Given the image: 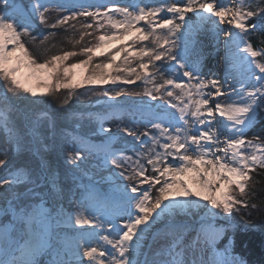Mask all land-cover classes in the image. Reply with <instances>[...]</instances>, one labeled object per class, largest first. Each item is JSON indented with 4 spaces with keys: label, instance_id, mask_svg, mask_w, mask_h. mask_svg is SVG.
Here are the masks:
<instances>
[{
    "label": "snow or ice",
    "instance_id": "1",
    "mask_svg": "<svg viewBox=\"0 0 264 264\" xmlns=\"http://www.w3.org/2000/svg\"><path fill=\"white\" fill-rule=\"evenodd\" d=\"M50 12H56L54 22ZM225 24L229 27H219ZM39 25H67L79 31V39L71 50L39 62L27 41L43 44L56 35L36 34ZM257 32L264 34V0L78 9L53 7L48 0H29L27 6L0 0V81L17 100L64 90L63 107L85 85H144L142 91L103 88L100 95L114 103L100 115L80 114L98 125L94 135L105 134L99 146L89 137L65 134L73 185L67 188L44 155L42 128L46 123L54 128V122L47 113L21 111L8 95H0V264H244L228 246L217 249L222 230L209 219L221 213L230 219L234 211L257 207L249 201L252 174L264 170V129L250 139L246 135L264 109V47L249 40ZM202 33L210 37L208 52ZM85 37L95 43L77 50ZM221 43L223 78L203 75L202 61ZM119 97L161 103L126 101L134 105L131 126L121 121L113 130L108 121L119 118ZM117 144L124 147L114 148ZM21 150L30 153L32 163L15 162ZM89 157L110 164L118 170L112 175L128 182H116L114 212L99 211L112 201L93 178L83 183ZM119 216L126 219L117 224ZM189 232L194 235L186 240ZM153 233L164 241L158 248L146 243Z\"/></svg>",
    "mask_w": 264,
    "mask_h": 264
},
{
    "label": "rangeland",
    "instance_id": "2",
    "mask_svg": "<svg viewBox=\"0 0 264 264\" xmlns=\"http://www.w3.org/2000/svg\"><path fill=\"white\" fill-rule=\"evenodd\" d=\"M18 2L27 6L29 3V0H18ZM48 2L53 7H55L58 4H63L68 9H71L73 6H76L78 9L79 6H81V5L84 7H88L89 5H93V6H101V5L114 6V5H125V4H129V3H135V4H140V5H143V4L159 5V4H163V3H170L171 0H48ZM88 10L89 11H95L96 8L91 7V8H88ZM101 10H103V8H101ZM61 14H64V13L62 12ZM48 15L50 17V22H54V20L56 18V12H50ZM191 15H193V14H191ZM193 18L195 19L194 16H193ZM79 19H81L80 21H83L85 18L81 17ZM56 29H50V28L45 27L44 25H39L38 31L36 34L39 35L40 33L48 34L50 32H54V33H56V35H58L59 31H55ZM70 33L73 35V32H70ZM71 34L61 33L59 35V39H60L59 41H61L63 43L66 39H69L71 37ZM56 35L49 36V39L47 41H49V40L52 41ZM263 37H264V34L257 32V33L252 34L249 38L252 40L251 41L252 44H255V41H256L257 45L255 47H264ZM36 41H39V39ZM89 41H91L92 43H95L94 37H88V42L86 44L83 43L82 46H86L89 43ZM31 42L32 41L29 39L27 41L26 46L28 47V45H29L28 43H31ZM40 45H41V43H40ZM180 46H181V41L177 38V47L179 48ZM62 48L63 47L60 46L59 50ZM64 50H67V49L64 48ZM58 52H60V51L54 52L53 54H57ZM53 54H48V53L44 54V52H43L42 56H38L36 54L34 56L38 57L39 62H43V60H45L46 58H48L49 56H51ZM79 59H82V57L73 58V60H79ZM101 59H103V58H101ZM118 63H119V61H118ZM139 82L141 84L140 89H138L137 87L130 89V88H128V85H125V84H117V85L106 84V85H102V86L101 85H85L83 88H80L77 90V91L83 90L82 94L84 96L81 94L78 97L73 96L76 98L74 101V104L76 107H78L80 109H84L83 113H85L86 115L87 114H91V115L103 114L107 110V104L108 103H114V102H109L106 97H103L102 95H100V91L103 88H108V89L125 88V89L131 90V91H142L144 85L141 81H139ZM62 91L64 92V94H66V92L64 90H62ZM3 94L8 95L10 100L16 102L17 107L21 111L29 110V111H34L37 114L47 113L48 117H50L52 120V116L50 115V113H48V110H47V109H50V108H48L49 106H47V104H46V106L42 105L46 101L44 99H46L47 97L49 98V96H39L38 95L37 97L33 98L29 95L23 100H17V98L12 96L11 93L6 92V88L4 87V82L0 81V95H3ZM85 96L86 97L92 96L91 98H95L96 101L93 100L92 102H90V104H88L84 100ZM140 99H144L148 104H160L161 103L160 101H150L146 97H143V98H140V97H119L118 101L122 105V108L118 112L119 118L118 119H110L108 121V125H111L113 130H115L116 125L120 124L121 121H124L125 117H127L128 120L132 121L134 119V117H133L132 111H130V109H134V105L132 103H125V102L126 101L127 102L139 101ZM32 101H35V103H32ZM168 111L171 112L174 110L168 109ZM261 111L259 114V119H258L257 124L260 121L264 122V109H262ZM79 117L80 116L73 118V120L70 122L68 120V123H69L68 127L69 128L66 130H61V131L55 130L54 131L52 128V131H51V135H56L59 139L58 141L52 142L53 144L55 143L57 145V149H58V153H59V156H55V158H57L58 161H62L63 163L65 162L70 167H72V165L70 163H68V153L66 151V148L68 145L66 144L65 139H64L65 134L76 133V134H79L82 136L89 137L91 143H93L97 146H99L101 144L103 136L105 135L103 133H97L94 135L93 134L94 129H97L98 125L89 121L88 119H79ZM139 118H140L139 115L135 116V119H139ZM64 124L66 125L65 122H64ZM108 125H106V126H108ZM46 126H48V124H45L42 128L44 131L46 129ZM129 126H131V125L129 124ZM48 129L50 130L49 126H48ZM139 130L143 131L144 129L142 126H140ZM246 135L248 136V133ZM124 139L130 140L131 138L124 137ZM142 139H143V137H142ZM2 140H3V135H2V133H0V142H2ZM45 143L47 144L46 139H45ZM47 146H48V144H47ZM123 147H124L123 144L114 145V148H117V149L123 148ZM128 147H131V145H128ZM125 154L126 155H132L133 153L132 152H126ZM44 155H45V158L47 159L48 163L51 165L54 176L57 179V181L59 182V184L61 186L66 187V188L67 187H73L72 182H70V183L67 182V178L70 176V173L66 172V171L63 172L62 168H60L61 171L58 170V168L56 167V164H54L53 160H51L52 157L50 155V150L48 147H47V150L45 151ZM15 162L17 164H23L25 162L32 163L33 160H32V157H31L29 152H27L26 150H21L20 154L17 156V159ZM65 163H64V165H65ZM83 167L88 170V176H86L84 178L83 183L86 184V183H88L89 178H93L94 183L99 185L98 191H100V193L102 195L106 194L108 197L111 198V201H112L111 204L108 207H100L99 211L108 212V213L114 212L115 209L118 207V201L116 200V198L119 195V193H117L115 191L116 182H118L121 185L126 184L128 182L123 181L122 178H120L119 176H113L112 172H117L118 170L111 169L110 164L105 165L102 159L98 160L94 157H89L87 162L84 163ZM109 169H111V172L109 171ZM2 171L3 170H0V172H2ZM65 172H66V174H64ZM142 187L147 188L148 185H143ZM73 190H75V189L73 188ZM129 195H131V193H129ZM64 207H65V211H67L68 207H69L67 201L64 202ZM98 214H99V212H98ZM232 216H233V214H232ZM232 216L230 219H228L224 216V214L221 213L218 216H216L215 218H210L209 223L213 224L217 229H221V228L217 227L216 221L222 220L224 222H229L230 220L233 219ZM199 218H200V215L197 216L196 220H199ZM124 219H126V217L119 216L116 219V223L120 224L123 222ZM146 243L148 245L153 246V248H158L161 244L164 243V241L163 240H156V234L153 233V235L151 237L147 238ZM218 243H219V240L217 242L216 247L218 246ZM217 249L222 250L219 247H217ZM144 251H148V248L145 247Z\"/></svg>",
    "mask_w": 264,
    "mask_h": 264
},
{
    "label": "trees",
    "instance_id": "3",
    "mask_svg": "<svg viewBox=\"0 0 264 264\" xmlns=\"http://www.w3.org/2000/svg\"><path fill=\"white\" fill-rule=\"evenodd\" d=\"M70 24H76L77 28H79V23L77 21H71ZM65 29L68 30L66 31ZM55 31H59L58 35H56L52 41H45L43 43L44 45H40L39 41H32L31 43H28V48L32 53H34L33 55L36 54L38 56H42L43 52L44 54H53L54 52L64 50V48L71 50L73 47V40L79 39V31L70 29L67 25L64 27H59ZM70 32H73V35ZM61 33H69L71 34V37L62 43L59 41V35ZM87 42L88 37H85L84 41L80 45H76V49L78 50L83 43L86 44ZM256 45L257 43L255 41L253 46L255 47ZM60 46L63 48L59 50ZM136 87L138 89L141 88L139 81H137L135 84L128 85V88L130 89ZM78 92L83 95V90ZM65 96L66 94H64L63 91L60 93H55L54 95L49 96V98L47 97L44 99L46 101H43L44 103L42 104L44 106L47 104V106H49L48 108L51 109L50 110L46 108L48 113H50L52 116V121L54 122V131L68 129V120L70 122L73 120V118L80 116V114L84 112V109H80L75 106V97H73L68 102V104L61 107ZM91 97L92 96H85V102L90 104V102L93 100L96 101L95 98ZM125 119L123 123L130 124V120H128L127 117H125ZM262 129H264V122L260 121L248 132L247 137L251 138L254 134L260 133ZM51 131L52 127H50L49 130L48 126H46L45 131L42 129L44 138L47 140L48 148L50 150V155L52 157L51 160H53L54 164H56L58 170L61 171L60 168H62L63 172H69L68 170L71 167L65 162L64 165L62 161H58V159L55 158V156H59V153L57 145L55 143L53 144L52 142L58 141L59 139L56 135H51ZM66 172L64 174H66ZM252 175L254 187L251 189V191L254 193V195L249 201V205L256 204L257 207L252 208L249 206L248 208H241L238 212L234 211L232 216L233 219L229 222H224L222 220L216 221L217 227L222 229L221 237L217 247L223 249L225 246H228L231 249L233 255L242 260L244 264H264V170L258 169L257 172L253 173ZM69 177L67 178L68 183L72 182Z\"/></svg>",
    "mask_w": 264,
    "mask_h": 264
},
{
    "label": "bare ground",
    "instance_id": "4",
    "mask_svg": "<svg viewBox=\"0 0 264 264\" xmlns=\"http://www.w3.org/2000/svg\"><path fill=\"white\" fill-rule=\"evenodd\" d=\"M225 2H227V0H225ZM189 15L192 16L191 14H189ZM193 20H194V18H193ZM219 27L226 29L229 26L227 24H225V25H219ZM199 39L202 42V44L204 45V51L205 52L210 51L211 50V48H210V42H211L210 41V37L207 34H203L202 33L200 35ZM223 39H224V35H223V33H221L220 41L222 42ZM249 40H250V42L252 41L250 38H249ZM223 55H224V49H223V43H221L220 46H219V49L217 51H213V55L206 56V58L202 61L201 69H200L201 73L203 75H206V76H210L213 73H217L218 74L217 78L222 79L223 78V71H222L220 65H221V62H222V59H223ZM217 119H219V117H217ZM221 139H223V137H221ZM189 175H191V174H189ZM198 212H199V210L192 209V213L195 214V213H198ZM200 215H202V213H200ZM197 216H199V215H197ZM197 216H196V218H197ZM188 219H189V221H191L192 220V216L190 215L188 217ZM193 235H194V233L189 232L187 237H186V240L191 239V237Z\"/></svg>",
    "mask_w": 264,
    "mask_h": 264
}]
</instances>
